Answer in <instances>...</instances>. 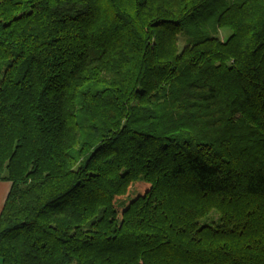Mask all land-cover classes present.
Instances as JSON below:
<instances>
[{
	"label": "trees",
	"instance_id": "16d2710c",
	"mask_svg": "<svg viewBox=\"0 0 264 264\" xmlns=\"http://www.w3.org/2000/svg\"><path fill=\"white\" fill-rule=\"evenodd\" d=\"M0 63L3 264H264V0H0Z\"/></svg>",
	"mask_w": 264,
	"mask_h": 264
},
{
	"label": "crops",
	"instance_id": "0c3cea01",
	"mask_svg": "<svg viewBox=\"0 0 264 264\" xmlns=\"http://www.w3.org/2000/svg\"><path fill=\"white\" fill-rule=\"evenodd\" d=\"M10 188H11V182L0 176V213L4 206V203L9 193ZM1 263H2V260L0 258V264Z\"/></svg>",
	"mask_w": 264,
	"mask_h": 264
},
{
	"label": "rangeland",
	"instance_id": "374dc122",
	"mask_svg": "<svg viewBox=\"0 0 264 264\" xmlns=\"http://www.w3.org/2000/svg\"><path fill=\"white\" fill-rule=\"evenodd\" d=\"M228 33H229V31L224 30V31H220L218 34L221 35V36H227ZM211 34H216V33L215 32H211ZM180 37H181V45H183V43H185L184 35L182 34V35H180ZM5 67H6V63H0V79L2 77V74H3V71H4Z\"/></svg>",
	"mask_w": 264,
	"mask_h": 264
}]
</instances>
